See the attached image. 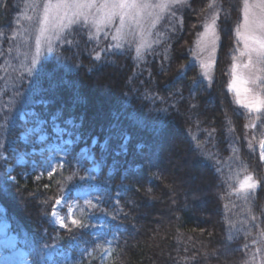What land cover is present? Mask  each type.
<instances>
[{
	"label": "trees",
	"instance_id": "1",
	"mask_svg": "<svg viewBox=\"0 0 264 264\" xmlns=\"http://www.w3.org/2000/svg\"><path fill=\"white\" fill-rule=\"evenodd\" d=\"M42 1L0 4V115L6 117L0 119V184L6 189L0 203L31 264H264V164L258 151L264 108L239 106L228 87L234 51L228 40L233 41L243 0H190L174 33L157 41L144 61L127 48L110 49L109 38L94 40L83 27L32 67L18 50V22L35 18ZM211 7L219 21V67L205 81L189 43ZM63 80L72 88L61 85ZM52 84L56 90L41 96L68 99L78 91L84 103L35 110L51 133V117L60 111L57 123L72 133L63 139L74 143L62 142L55 152L59 162L51 176L28 165L8 172L13 148L29 150L21 134L34 121L21 120L32 108L23 100L37 86ZM112 110L121 113L131 135L126 155H114L121 150L119 138L106 151L100 148ZM70 118L81 126L69 127ZM162 123L164 134L157 136ZM141 142L144 148L137 147ZM85 146L100 165L98 174L81 155ZM247 176L256 188H241ZM85 185L94 190L89 202H78L79 224L54 225L56 201L66 192L71 199Z\"/></svg>",
	"mask_w": 264,
	"mask_h": 264
},
{
	"label": "rangeland",
	"instance_id": "2",
	"mask_svg": "<svg viewBox=\"0 0 264 264\" xmlns=\"http://www.w3.org/2000/svg\"><path fill=\"white\" fill-rule=\"evenodd\" d=\"M190 0H181L179 4L174 3L173 0H145V3L152 5V7L145 9L144 11L137 14V20L139 23L134 22L129 18H125V23L121 26L119 20L117 19L113 24L105 26L100 16H88L85 19L83 16L75 17L70 23V18L73 17V13L77 9H68L65 12L57 13L56 10L50 9L48 16L49 19L45 21L44 4L47 0H43L39 3L38 11L35 14V18H28L26 22L22 19L20 23V29L18 30L19 35H22V41L18 45V50L23 52L24 56L29 58L30 65L36 66L39 61L43 58L50 57L57 47L69 37L72 36L76 28H87L91 38L97 40L99 38H109L110 44L109 48L116 51H122L127 48L132 51L137 60H143L144 58L150 57V52L157 46V41L171 36L174 33L177 19L180 16L181 11L188 6ZM57 0H52L55 4ZM103 0H97V3H102ZM264 5V0H243L239 21L234 26L233 41L229 38L228 42H234V51L232 53L233 59L231 64V71L229 75V85L231 84L234 75L239 76L241 81H247V83H240L238 81V86L241 88L239 94L235 91H231L233 102L237 103L239 106L244 107L250 111H260L264 106H261L258 110L247 107L253 98L264 99L261 89V81H264V64L255 63V55L253 54L252 59L254 61L253 65L245 67L248 63L249 55L248 51L244 47V42L242 36L248 35L245 25V10L248 12V19L260 20V9ZM166 6V7H164ZM211 7L202 21L201 28L198 30V34L195 37L193 43H189L192 51V61L196 62L201 68V75L203 80L210 81L208 76L205 75L203 64L207 63L210 59L215 61V64L209 73L211 77L213 76L215 67H219L218 64V51L220 47L221 36L219 32V21L215 10ZM213 16H216V32L219 36L218 46L216 52L213 54L210 50L205 49V44L202 40L201 34L205 31V25L211 22ZM167 21L171 23L170 27H167ZM63 25V26H62ZM166 26L167 33L164 31ZM169 28V29H168ZM170 28L172 30L170 31ZM43 29V31H42ZM119 29V31H118ZM239 33V34H238ZM256 35H260V31L257 30ZM115 37V38H113ZM37 41H39V46L41 52L37 55L36 47ZM51 49V51H49ZM139 50V51H138ZM7 55H11L8 53ZM35 59V63L32 61ZM42 59V60H43ZM26 64V63H25ZM23 65V62H22ZM28 65V64H27ZM30 67L29 69H32ZM235 68V73H234ZM28 69V70H29ZM253 81H256L253 83ZM250 89V91L245 92L244 88ZM24 113L21 114V116ZM34 121V118H31ZM41 119V118H40ZM45 120V119H43ZM29 127H35L34 123H30ZM27 128V129H28ZM47 133L48 139L53 135V140H46L43 143H38V135ZM25 133V132H24ZM22 139V134H21ZM24 143L29 146V150H20L15 147L12 150L10 159L13 164H9L7 171L11 172L17 165H28L32 170L45 168L46 171H53L58 162L59 158L56 156V151L60 150L63 140L68 139H58L57 136L49 131L47 126H43L41 133H32L27 136V142L22 139ZM57 140H60L57 141ZM254 144V141L252 140ZM88 147V146H85ZM43 148L44 151L41 152L40 149ZM84 148V147H83ZM88 155L90 154V147ZM33 149H36L33 152ZM258 151L260 155V160L264 164V137L258 146ZM39 155L36 159L35 155ZM6 158H9L5 156ZM83 157H86L83 155ZM41 161V162H40ZM90 161V160H89ZM91 162V161H90ZM93 168V165L89 167V170ZM97 172V171H91ZM249 177V176H247ZM251 177V176H250ZM244 182V181H243ZM249 184L255 183L256 181H248ZM257 186V184H256ZM256 188V187H255ZM246 189V187H244ZM250 189V188H247ZM254 189V188H253ZM94 187L88 185L79 187L74 190V194L71 199L68 198L69 192H66L61 196L55 203L53 212L51 214L52 222L59 228H64L63 225H67L76 219V210L79 200L85 203L89 202L92 198L91 194ZM262 195L264 193L262 192ZM0 264H31L28 254L22 245V240L11 230V225L6 218L5 210L0 203Z\"/></svg>",
	"mask_w": 264,
	"mask_h": 264
},
{
	"label": "snow or ice",
	"instance_id": "3",
	"mask_svg": "<svg viewBox=\"0 0 264 264\" xmlns=\"http://www.w3.org/2000/svg\"><path fill=\"white\" fill-rule=\"evenodd\" d=\"M174 3L179 4L181 0H173ZM3 3V0H0V4ZM44 13H45V21L49 19L48 13L50 9H54L57 11V13L65 12L68 9H77L73 13V17L70 18L69 22L71 23L75 17H81L83 16L85 19H87L88 16H100L102 23L107 26L110 24H113L117 19L119 20L121 26L125 23V18H129L133 20L136 23H139L137 20V14L144 11L147 8L152 7V5L145 3V0H103L102 3H97V0H57L55 4L52 3V0H47V3L44 4ZM166 7V6H164ZM216 16H213L211 19V22L206 24L204 33L201 34L202 40L205 44V49L210 50L211 53H215L219 36L216 32ZM63 26V25H62ZM246 31L249 33L248 35L244 36L243 34H240L242 36L244 47L248 51L249 60L248 63L245 65V67H248L249 65H253L254 61L252 59L253 54L255 55V63L264 64V5L261 6L260 9V20H249L248 19V12L247 9L245 10V25H244ZM257 30L260 31V35H256ZM43 31V29H42ZM119 31V29H118ZM239 34V33H238ZM115 38V37H113ZM68 43H71L68 41ZM51 51V49H49ZM139 51V50H138ZM37 55L40 54L41 49L39 46V41H37V47H36ZM96 59H100V54L96 53ZM35 63V59L32 61ZM215 64L214 60H209L207 63L203 64L202 67L204 69L205 75L208 76V79L211 80L212 77L209 74ZM183 67V66H182ZM91 71V69H89ZM235 73V68H234ZM29 74H31V69L28 70ZM238 81L240 83H247V81H241L239 76L234 75V78L229 85V88L233 91H235L237 94L240 93L241 88L238 86ZM256 81H253L255 83ZM261 85H264V81L260 82ZM61 85H66L69 89L72 88V85L67 81L63 80L60 82ZM58 87L57 84L50 85L49 89H43L40 87H36L35 92L33 93L31 90L29 91L28 95L24 98L23 103L24 104H30L32 105V108L27 111L26 114L21 116V120L28 124L31 121L28 118H34L35 121V127H29L25 133H22V139H24L27 142V136L32 133H41L43 126L48 123V121L40 119L39 113L35 110L36 107H43L45 110L49 107V105L60 102L62 106H72L75 107L78 104L84 103L83 99L80 97L79 92H73L71 97L68 99H63L60 97H53V98H44L41 96L42 92L47 91H55ZM245 92L250 91L248 88L243 89ZM180 98L183 99L182 93H179ZM34 96L40 97V98H33ZM261 106H264V99L260 98H253V100L247 104V107L252 109H259ZM61 114L60 111H58L55 115L51 117V123H52V132L57 136L58 139L63 140V136L67 134L68 136H72V133L68 131L67 128H62L59 123H57V117ZM0 119H6V117H3L0 115ZM81 121L83 118H80ZM65 124H67L71 128H79L81 126L80 123L76 122L75 118H70L65 121ZM166 126L162 123L161 127L155 131V135L162 136L164 134ZM107 135L104 137V140L102 143H100V148L102 151H106L108 144L110 140L114 138H119L122 140L121 144V150L115 151V156H120L122 153L127 154V145L129 141L131 140V135L129 134L128 130L122 126L121 122V113L112 110L109 113V123L107 124ZM48 139L47 133H43L38 135L37 142L43 143ZM81 139L80 135L75 136V142H79ZM99 141V137H92L91 144L93 147L97 145ZM74 141L72 139L63 140V144L65 145H73ZM144 144L138 143V148H144ZM36 149H33V152H35ZM41 152L44 151L43 148L40 149ZM89 148L84 147L81 149V155H84L87 157L88 160H90L93 164V168L91 171H99L100 165L97 163L95 158L91 155H88ZM118 163V161L113 160L112 166L115 167V165ZM51 172H49V175L51 176ZM83 179V177L81 178ZM252 180V177H246L244 182L241 184V188L247 187V188H255L256 184L252 183L249 184L248 181ZM6 191L3 184H0V192ZM103 203V200L100 201ZM95 207V206H94ZM103 211V210H101ZM73 224H79L78 221L73 219ZM103 226V225H101ZM64 228H66V225H63ZM82 228L83 225H80Z\"/></svg>",
	"mask_w": 264,
	"mask_h": 264
},
{
	"label": "bare ground",
	"instance_id": "4",
	"mask_svg": "<svg viewBox=\"0 0 264 264\" xmlns=\"http://www.w3.org/2000/svg\"><path fill=\"white\" fill-rule=\"evenodd\" d=\"M28 119H31V118H28Z\"/></svg>",
	"mask_w": 264,
	"mask_h": 264
}]
</instances>
